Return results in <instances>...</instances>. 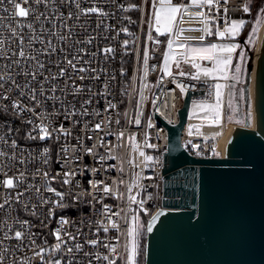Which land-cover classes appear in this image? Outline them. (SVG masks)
<instances>
[{
  "label": "built area",
  "instance_id": "2783aa9c",
  "mask_svg": "<svg viewBox=\"0 0 264 264\" xmlns=\"http://www.w3.org/2000/svg\"><path fill=\"white\" fill-rule=\"evenodd\" d=\"M171 4L182 7L172 31L163 33L156 31L162 29L155 20L160 0H44L40 4L29 0L25 6L35 11L26 18L13 16L8 0L0 2V39L4 41L0 52L7 53L0 55V76L10 73L21 85L17 89L12 80L0 81V153H4L0 155V204L4 205L0 208V256L4 257L0 264H54L57 260L60 264H128L133 239L129 230L137 226L135 264H142L140 241L143 233L147 235V222L171 198L165 186L174 179L164 173L168 126L180 121L179 111L187 97L190 105L215 102L218 82L224 83L221 121L213 124L188 116L181 142L197 157L224 156L219 140L230 127L227 101L232 65L227 79L215 73L205 77L203 69L212 68L213 62L197 57L201 67L195 68L187 62L192 54L181 53L189 46H246L226 29L233 21H250V11L244 10L248 0H212L211 4L173 0ZM93 7L100 11H81ZM30 23L35 31L28 28ZM41 26L47 31L41 32ZM69 29L71 48L59 38L68 36ZM20 35L28 59L13 55L19 50ZM34 35L45 44L37 39L29 47L28 37ZM48 40L56 52L38 51ZM166 54L172 75L163 71ZM32 55L45 64L36 80L23 75L37 71ZM65 55L78 57L77 70L68 68L66 75L45 80L58 73L59 64L67 67ZM15 59L21 63L9 68ZM80 67L86 71L80 72ZM197 75L200 78L194 79ZM33 88L39 105L30 99ZM14 102L25 110L14 108ZM40 124L50 136L40 139ZM7 178L14 179V187L3 185ZM15 231L26 235L17 240Z\"/></svg>",
  "mask_w": 264,
  "mask_h": 264
},
{
  "label": "water",
  "instance_id": "95a60500",
  "mask_svg": "<svg viewBox=\"0 0 264 264\" xmlns=\"http://www.w3.org/2000/svg\"><path fill=\"white\" fill-rule=\"evenodd\" d=\"M244 42V39H241ZM254 61L247 63L246 97ZM190 98L169 128L165 209L147 222L144 264H264V32L256 63V127L237 125L224 156L181 142ZM151 227V231L148 228Z\"/></svg>",
  "mask_w": 264,
  "mask_h": 264
},
{
  "label": "snow or ice",
  "instance_id": "6c2138e0",
  "mask_svg": "<svg viewBox=\"0 0 264 264\" xmlns=\"http://www.w3.org/2000/svg\"><path fill=\"white\" fill-rule=\"evenodd\" d=\"M0 2H2V0H0ZM8 2L13 6V12L12 15L13 16H18V17H28L29 15L34 13V9L31 7H26L25 5L29 4V0H8ZM33 2L35 4H40L42 2H44V0H33ZM205 3L211 4L212 0H204ZM77 8H79V4L76 5ZM182 6H175L172 5L170 0H161V7L158 13H156L155 15V20L156 23L159 25L161 23H163V27H164V31L165 32H171L172 28H173V24L175 23L176 19H177V13L180 12ZM245 11H248V7H245L244 9ZM81 11H86V12H98L100 11L99 9L93 7V8H89V9H81ZM71 13H69V17H71ZM40 18L37 17V20H39ZM243 21L240 22H233L231 27H229L228 29H226L227 32L231 33V35L235 36L239 29L241 27H243ZM28 28L33 29V31H35V29L33 28V25L30 23L27 25ZM66 28H68L69 26L67 24L64 25ZM13 32V35H16L15 29L11 30ZM41 32H45L47 31L46 29L43 28V26H41L40 29ZM157 32H160L161 29L159 27H157L156 29ZM211 34V33H209ZM219 36H224L225 32H218L217 33ZM54 35V33H53ZM70 36H71V30L69 29V35L68 36H63L61 35L59 38L61 40H64L66 43L69 42L70 40ZM40 40L41 44H45V41L42 37H40L39 35H34V36H29L28 37V46L31 47L32 41L33 40ZM201 39H203V37H201ZM92 41L89 40L87 41V43H91ZM75 43L77 44H81L84 43V41H76ZM174 41L173 40H169L168 41V48L172 49ZM4 44V41L2 39H0V47H2ZM179 47H184L183 44L178 45ZM68 47L71 48L72 45L71 43H68ZM238 45L235 44H230V45H217V44H210L207 47H201V48H188L186 49L185 53H181V56L186 57L188 53H191L193 56V59L190 61H187L189 63L192 64L193 67L195 68H200V64L196 63V59L195 58H199L201 60H210L213 62V67L212 68H204L203 69V76L207 77V76H212L214 73H221L223 74V77L225 79H227V71L229 69V67L232 65V60H233V53H235L236 49H237ZM17 48L19 49L18 52L13 53V55H17L19 57H25L26 59H28L29 57H26V53L24 50V36L20 35L19 36V44L17 45ZM49 49H51L52 53L56 52V48L52 46L51 40H48L47 45L43 48L40 49L38 51H42L44 53H48ZM61 51H63V49H61ZM78 51H84V49H79ZM105 51H112V49H106ZM0 55H4L6 56L7 53L6 52H0ZM240 59L241 61L244 60L245 55L243 52H240ZM30 59L35 61V66L37 68V71H33V72H24L23 75H25L26 77H31L32 80H36L37 79V75L41 74L39 72V70H42L45 68V64L42 63L37 55H32L30 56ZM78 57L76 55H72L71 58H68L67 55H65L64 57V61L66 62L67 67L63 66V64H59V71L57 74H54L51 77H43L45 80L47 79H52L55 80L56 76H64L67 74L68 68H71L73 71L77 70V61ZM168 60H169V54L165 55V64H164V69L163 71L165 72L166 75H172V72L169 70V64H168ZM21 62L19 59H15L13 61H11V63L8 65V67L10 68L12 66V64H16L19 65ZM177 66H179V61H177ZM80 72H85L86 69L83 67L79 68ZM235 71L237 73H239L241 71V68L239 65L236 66ZM179 75H185V73L180 72ZM85 77L81 76L80 79L83 80ZM194 79H199L200 76H194ZM5 79L8 80H12L11 74L9 73L6 77L0 76V81H4ZM232 79H237L236 76H233ZM12 84L19 89L21 87V85L16 84L15 80H12ZM26 86V85H25ZM3 87V83H0V88ZM181 87V91H184V88L182 86ZM221 84L216 83L214 86V90H215V103H202L200 105H198V107L200 109H207L209 113H211L212 117H214L211 120V123L216 124L219 123L220 119H221V103H220V97H221ZM11 89H9L10 91ZM40 94L43 95V85H40ZM53 91H55V88H53ZM36 92L37 89L33 88L31 89V96L30 99L33 101H36V104L39 105L40 101L37 100L36 97ZM20 95L23 96L25 95L24 92H20ZM5 98H7V96H5ZM90 102V101H89ZM112 106V105H110ZM13 107L14 108H19L21 111L25 110L22 106L19 105L18 102H14L13 103ZM114 107V106H113ZM28 111H34V109H27ZM137 123H139V121H136ZM29 123H31V121H29ZM40 128V131L42 133V135L40 136V139H44L48 136L51 135L50 132H48L47 127L44 124H40L38 126ZM100 125L97 124L96 128H99ZM123 135V134H121ZM33 139H35V137H32ZM13 144H15V141H13ZM45 151H47V149H45ZM0 155H4V153H0ZM141 155H143V153H141ZM146 159L151 160L152 157H146ZM39 171V170H38ZM45 176H47V173L44 174ZM67 175V174H66ZM23 178V174H21V179ZM3 185L7 188H12L14 187V179L13 178H7L5 180L2 181ZM64 183H68L67 180L64 181ZM107 190V189H106ZM39 188L37 189V192H39ZM48 191H52L55 192V189L49 188ZM57 196H63L62 193L56 192ZM18 199V197H17ZM47 202V201H45ZM5 203H7V200L5 201ZM4 205L0 204V208H3ZM33 215H35V212H33ZM66 221H62V223H65ZM28 221H23L22 224L23 225H28ZM113 227H116L115 224H113ZM138 227H133L129 230V235L133 238L132 239V243H131V249H130V253L128 255V264H135V257L137 254V244H136V235L138 234ZM151 227L148 228V231H151ZM105 231H107V229H105ZM15 238L17 240H22L26 233L23 231H15L14 233ZM56 238L59 240L60 239V234H59V230H57V232L55 233ZM90 243L95 244L96 241H90ZM60 244L57 243L55 245V247L57 249L60 248ZM77 247H80L79 245H77ZM69 251H71V249H69ZM114 251V249H113ZM4 257L0 256V260H3ZM104 259H107V257H104ZM54 264H60V261L57 260L54 262ZM110 264H114V262H110Z\"/></svg>",
  "mask_w": 264,
  "mask_h": 264
},
{
  "label": "rangeland",
  "instance_id": "374dc122",
  "mask_svg": "<svg viewBox=\"0 0 264 264\" xmlns=\"http://www.w3.org/2000/svg\"><path fill=\"white\" fill-rule=\"evenodd\" d=\"M161 1V0H160ZM173 0H170L172 2ZM258 0H249L248 2V8L253 4V7L257 4ZM160 7L157 9V13L160 10ZM250 13L253 14L254 9H249ZM254 17L251 16L250 21L248 22L251 24V29L246 30L244 35H242L241 27L238 31V33L234 37H240V39H244L245 45L242 44L238 47V52L236 54V58L234 60V63L232 64V72H231V79L233 76H236L237 79H232V83L229 85L230 91H229V97L227 101V121L230 123V125H242V126H252L253 125V95H252V88L249 89L248 97H246V82L248 79V71H247V62L252 58L255 62L256 58V51L258 46V41L260 38V34L264 25V5L259 9L257 12V16L255 20H252ZM233 22H240V21H233ZM245 22L243 23L244 26ZM161 32L164 31L163 23H161ZM198 48L201 47H207L205 45H199ZM189 48H193L189 46ZM240 52H243L245 55V58L243 61L240 59ZM239 65L241 68V71L237 73L235 71L236 66ZM217 75H222L221 73H215ZM221 84V86H224L223 82H218ZM202 103H215V102H194L191 103L188 116L190 118L195 119H201V120H212L214 117H212L211 113L208 112L207 109H200L198 105ZM221 103V119H222V100L220 99ZM220 119V121H221ZM219 121V122H220ZM147 236V235H146ZM146 236H144V233L141 237V247L144 240V249H145V243H146Z\"/></svg>",
  "mask_w": 264,
  "mask_h": 264
},
{
  "label": "bare ground",
  "instance_id": "6f19581e",
  "mask_svg": "<svg viewBox=\"0 0 264 264\" xmlns=\"http://www.w3.org/2000/svg\"><path fill=\"white\" fill-rule=\"evenodd\" d=\"M263 32H264V25H263V28H262V31H261V34H260V38H259V41H258V46H257V51H256V58H255V62H254V69L253 71L251 72V77H250V87H251V82H252V95H253V125L251 127H256V119H255V110H254V96H255V76H256V63H257V60H258V54H259V50H260V46H261V42H262V37H263ZM254 61V60H253ZM252 76H253V79H252ZM192 122V121H190ZM198 122V121H197ZM189 126V125H188ZM188 126L186 127L187 129ZM235 125H230L229 129L227 131H225V133L220 137V140H219V149L223 152V154L225 153L226 151V146H227V143H228V140L231 136V134L233 133V130L235 129ZM208 129V127H207Z\"/></svg>",
  "mask_w": 264,
  "mask_h": 264
},
{
  "label": "trees",
  "instance_id": "16d2710c",
  "mask_svg": "<svg viewBox=\"0 0 264 264\" xmlns=\"http://www.w3.org/2000/svg\"><path fill=\"white\" fill-rule=\"evenodd\" d=\"M249 2V0H248ZM264 5V0H258L257 4L253 7V4L249 7V9H254V12L253 14H251L252 17H254L252 20H255L256 19V16H257V12L259 11V9H261V7ZM133 22V21H132ZM132 26V25H131ZM251 24H249L248 22H246L242 28V35H244V33L246 32V30H250L251 29ZM133 28V26H132ZM242 35L240 37H242ZM239 37V38H240ZM242 39V38H241ZM241 39H240V42H241ZM252 79H253V76H252ZM251 87H252V82H251ZM250 87V89H251ZM140 253H141V259H142V264H144L145 262V249H144V240H143V244H142V247H141V250H140Z\"/></svg>",
  "mask_w": 264,
  "mask_h": 264
}]
</instances>
